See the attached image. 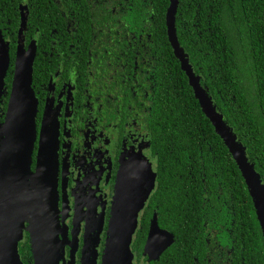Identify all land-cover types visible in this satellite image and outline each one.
<instances>
[{
    "label": "flooded vegetation",
    "instance_id": "obj_1",
    "mask_svg": "<svg viewBox=\"0 0 264 264\" xmlns=\"http://www.w3.org/2000/svg\"><path fill=\"white\" fill-rule=\"evenodd\" d=\"M41 1H11L19 13L17 31L12 18L0 19L10 56L0 121L7 117L19 47L34 51L38 112L32 171L44 134L57 162L51 234L59 264H102L119 181L123 199L131 200L154 177L132 243L134 264H231L222 197L214 200V189L204 183L207 213L192 220L179 206L184 201L175 203L174 181L166 178L173 173L166 172L162 154L173 158L176 149H162L159 70L165 59L156 52L160 26L153 0ZM43 9L49 19L36 22ZM31 216L26 214L17 242L22 264H35ZM182 231L187 236L179 244Z\"/></svg>",
    "mask_w": 264,
    "mask_h": 264
},
{
    "label": "trees",
    "instance_id": "obj_2",
    "mask_svg": "<svg viewBox=\"0 0 264 264\" xmlns=\"http://www.w3.org/2000/svg\"><path fill=\"white\" fill-rule=\"evenodd\" d=\"M11 1L0 0V19L12 18L17 31L19 13ZM153 3L160 26L156 52L165 59L159 70L164 99L160 107L162 149H176L173 158L168 152L162 154V163L166 172L173 173V178H166L174 181L175 203L184 201L179 206L191 212L192 220L199 212L206 214L202 189L207 182L214 189V200L222 197L229 229L226 244L234 251L231 264H264V234L249 188L203 113L169 42L166 14L170 0ZM48 19L44 10L36 22ZM177 29L203 87L246 147L264 182V0H180ZM189 223L194 227L195 222ZM186 233L179 235V244L185 243Z\"/></svg>",
    "mask_w": 264,
    "mask_h": 264
},
{
    "label": "water",
    "instance_id": "obj_3",
    "mask_svg": "<svg viewBox=\"0 0 264 264\" xmlns=\"http://www.w3.org/2000/svg\"><path fill=\"white\" fill-rule=\"evenodd\" d=\"M179 5L180 0H171L167 12L169 42L203 113L223 140L246 181L264 234V182L255 165L250 162L246 147L218 111L213 98L203 87L201 77L196 74L189 55L181 46L177 30ZM25 24L26 18L23 17L21 34ZM34 62L35 52H27L25 48L19 47L7 117L4 123L0 121V264H22L17 242L21 240L19 236L24 228L26 214L30 211L33 226L29 230L35 264L60 262V252L55 240L52 243L51 234L53 212L56 213L58 206L55 171L57 162L54 149L49 148L44 134L37 170L32 171L38 112V100L33 89ZM9 65V51L0 26V118ZM155 183L156 177L152 182L146 180L139 185L140 192L133 199L124 200L122 180L119 181L102 264H134L132 243L139 215L154 190ZM19 219L21 224L16 227L15 220ZM13 236H17L16 240Z\"/></svg>",
    "mask_w": 264,
    "mask_h": 264
}]
</instances>
